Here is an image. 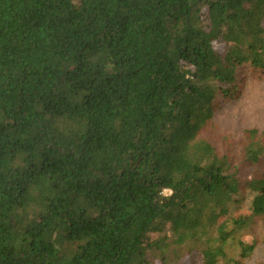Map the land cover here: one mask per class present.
<instances>
[{"label":"trees","instance_id":"trees-1","mask_svg":"<svg viewBox=\"0 0 264 264\" xmlns=\"http://www.w3.org/2000/svg\"><path fill=\"white\" fill-rule=\"evenodd\" d=\"M246 71L264 0H0V264H248L264 171L210 137Z\"/></svg>","mask_w":264,"mask_h":264},{"label":"rangeland","instance_id":"rangeland-1","mask_svg":"<svg viewBox=\"0 0 264 264\" xmlns=\"http://www.w3.org/2000/svg\"><path fill=\"white\" fill-rule=\"evenodd\" d=\"M238 84L240 85L238 98L228 100L220 95L216 98L213 119L215 126L214 130H211L210 137L224 153L230 156L242 178L249 179L264 171V154L261 161L252 167L245 161L244 151L248 140L247 131L256 129L261 133L264 130V73L246 71L241 80H238ZM249 230L251 235L256 237V248L248 264H264V225L256 222L250 225ZM199 237L205 239L203 235ZM202 239L196 237L183 246L170 245L168 252L173 264H177L180 258L183 260L187 257L192 258V262L199 263ZM213 242L207 239L205 246L212 245ZM241 248L237 244L226 247L229 263L232 264V258H237ZM226 263L227 260L221 259L219 264Z\"/></svg>","mask_w":264,"mask_h":264}]
</instances>
